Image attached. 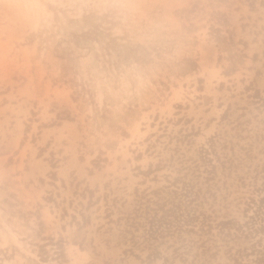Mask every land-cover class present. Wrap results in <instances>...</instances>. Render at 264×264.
Listing matches in <instances>:
<instances>
[{
  "label": "rangeland",
  "instance_id": "rangeland-1",
  "mask_svg": "<svg viewBox=\"0 0 264 264\" xmlns=\"http://www.w3.org/2000/svg\"><path fill=\"white\" fill-rule=\"evenodd\" d=\"M0 264H264V0H0Z\"/></svg>",
  "mask_w": 264,
  "mask_h": 264
}]
</instances>
